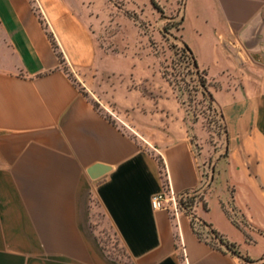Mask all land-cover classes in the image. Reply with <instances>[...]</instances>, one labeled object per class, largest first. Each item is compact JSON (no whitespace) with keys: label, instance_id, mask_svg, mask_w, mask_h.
Here are the masks:
<instances>
[{"label":"crops","instance_id":"crops-1","mask_svg":"<svg viewBox=\"0 0 264 264\" xmlns=\"http://www.w3.org/2000/svg\"><path fill=\"white\" fill-rule=\"evenodd\" d=\"M156 2L162 19L151 0H0V264H264V0ZM178 7L166 36L224 126L207 183L149 46ZM214 181L229 197L210 217ZM162 189L200 201L173 218L150 205ZM94 205L125 261L97 243Z\"/></svg>","mask_w":264,"mask_h":264},{"label":"rangeland","instance_id":"rangeland-1","mask_svg":"<svg viewBox=\"0 0 264 264\" xmlns=\"http://www.w3.org/2000/svg\"><path fill=\"white\" fill-rule=\"evenodd\" d=\"M157 6L162 11L160 5L157 4ZM179 12L180 7L177 9L175 22L164 23L159 28L156 20L154 23L151 22L154 25V35L156 36L149 34V46L160 59L163 77L170 83L175 94L186 107V120L193 145L192 149L200 165L204 182L207 183L213 176L214 165L224 154V126L212 102L208 97L202 96V89L192 74V66L181 53V46L171 39L172 35L166 36L173 27L178 28ZM160 13H157L158 19H162ZM228 197L225 181H214L206 193L210 217L215 213L218 202L226 200ZM195 200L200 201V195ZM92 217V227L101 249L114 261H125L126 256L122 247L106 223L103 214L95 205Z\"/></svg>","mask_w":264,"mask_h":264},{"label":"built area","instance_id":"built-area-1","mask_svg":"<svg viewBox=\"0 0 264 264\" xmlns=\"http://www.w3.org/2000/svg\"><path fill=\"white\" fill-rule=\"evenodd\" d=\"M188 61V60H187ZM197 76H195L196 78ZM195 197V195L181 194L176 195L171 193L170 190L162 189V191L151 198L150 205L154 211H166L171 214L173 218H177L181 213L189 214L188 206L186 203L189 198ZM192 222L194 221L191 217Z\"/></svg>","mask_w":264,"mask_h":264},{"label":"trees","instance_id":"trees-1","mask_svg":"<svg viewBox=\"0 0 264 264\" xmlns=\"http://www.w3.org/2000/svg\"><path fill=\"white\" fill-rule=\"evenodd\" d=\"M151 5L157 10V12H161L159 7L157 6V3L154 2L153 0H151ZM48 38H49L53 48L57 49V45H56L53 37L51 35H48ZM181 51H182L181 53L186 57L189 64L193 68L192 74L194 75V77L197 76L195 79H196V82L198 83V86L202 89L201 90L202 96L208 97V99L212 102L211 94L208 92L210 84L208 82V79H207L205 73L200 72L198 70V68H197L196 64L194 63V60L190 54L191 52L186 46L181 47ZM57 56L60 60V63H63L61 54L57 53ZM94 106H95V108H97L98 104L95 103ZM195 199H196V197L189 198L187 203H186V206L191 207L193 205V203H195V201H196Z\"/></svg>","mask_w":264,"mask_h":264},{"label":"water","instance_id":"water-1","mask_svg":"<svg viewBox=\"0 0 264 264\" xmlns=\"http://www.w3.org/2000/svg\"><path fill=\"white\" fill-rule=\"evenodd\" d=\"M107 171H108L107 167L96 164L92 166L91 168H89L87 170V173L92 179H96V178L98 179L101 176H103Z\"/></svg>","mask_w":264,"mask_h":264}]
</instances>
